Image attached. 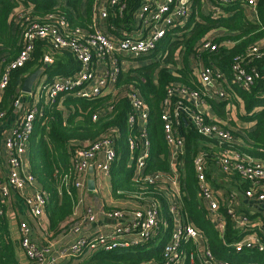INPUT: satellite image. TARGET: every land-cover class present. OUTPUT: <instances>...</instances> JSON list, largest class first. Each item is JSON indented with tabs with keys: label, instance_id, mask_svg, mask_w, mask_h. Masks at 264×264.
<instances>
[{
	"label": "trees",
	"instance_id": "1",
	"mask_svg": "<svg viewBox=\"0 0 264 264\" xmlns=\"http://www.w3.org/2000/svg\"><path fill=\"white\" fill-rule=\"evenodd\" d=\"M199 1L201 2V0L193 1L185 28L173 30L178 33L175 39L173 40L168 33L158 43L155 52L158 58L149 59L135 68L130 67L126 71H121L116 85H134L138 88L143 101L149 108L145 132L150 147L145 171L165 172L170 168V161L160 113L167 98V88L174 85L201 91L196 72L199 64L213 65L224 75L228 83L234 58L241 56L246 59L245 55L251 45H260V51L263 54L259 57L253 55L250 66L256 67L261 77L248 90L238 85H230V89L243 103L248 117L254 121L253 128L245 130L249 142L245 141L242 147L235 148L233 145H220L214 138L197 134L186 120L182 121L180 132L185 140V146L184 153L180 156L183 167L179 184L185 192V195L180 198L182 215L205 237L204 246L211 251L218 262L264 264V251H258L252 247H242L237 250L229 245L235 243L248 231L246 228H237L233 225L225 202L220 201L221 199H219V213L224 222L223 230L213 223L205 205L200 201L193 165L194 156L198 152H204L207 175L211 176L215 170H221L217 164V158L222 150L229 148L264 162V79L262 78L264 75L262 66L264 64V0H256L255 21H251L245 6L238 0L225 5L218 0H210L221 6L224 11L217 16H213L212 12L192 11ZM93 3L94 0H0V46L2 47L0 54L8 53L9 60L14 58L20 50L18 29L14 26L18 12L29 9L32 16H41L57 11L72 24L86 28L91 22ZM122 3L125 5L123 15L114 19L108 18V22L113 20L112 23L119 30L118 32L109 31L117 36L121 32H129L132 29V13L137 9L140 0H122ZM210 36L217 44L215 51L200 47L202 41ZM49 51H52L49 43L37 41L29 61L23 67L11 71L8 84L0 96V112H4V116L13 111L14 102L18 98L24 78L37 68L44 69L41 78L45 76V82L51 81L54 76H68L79 70L78 61L68 51H57L53 62L45 64L43 56ZM123 91L122 89L115 96L107 94L83 98L65 94L54 101L41 98L35 106L37 113L28 141L29 172L35 177L37 187L47 197L44 212L48 219V230L54 235L61 229H68L72 222L69 224L67 219L73 213L77 196V189L73 186L75 177L73 159L80 148L113 130L117 135L115 150L120 156V161L114 162L109 171L112 196L115 198L130 196L138 203L137 208L145 205L144 196L148 195L157 199L161 205L160 215L167 220V225L161 227L153 239L141 245L97 250L89 260L95 264H152L162 260L161 251L169 240L173 227L172 219L168 214L167 200L162 192L164 189L166 192H172V190L166 180L144 184L143 187L134 182V165L127 163L130 160L128 139L134 137L137 130L127 124L130 106ZM204 99L207 100L208 96ZM177 100H179L177 97L170 99V111ZM181 101L186 103L183 99ZM210 102L216 113L225 117L226 102L214 100ZM103 104L104 107H111L110 112L94 121L93 115ZM134 154H137V151H134ZM221 174L230 187L223 191L222 199L232 200L231 185L237 193L242 195L251 187V183L244 180L238 173L227 175L221 172ZM65 176L67 187L62 183ZM237 211L248 215L252 221L256 216L244 210L237 209ZM65 222L66 224L62 227L61 224ZM199 245L192 240H187L180 243L179 249L196 253L202 247ZM15 246L16 242L10 238L8 220L0 199V264H18ZM195 264L203 263L197 258Z\"/></svg>",
	"mask_w": 264,
	"mask_h": 264
},
{
	"label": "built area",
	"instance_id": "2",
	"mask_svg": "<svg viewBox=\"0 0 264 264\" xmlns=\"http://www.w3.org/2000/svg\"><path fill=\"white\" fill-rule=\"evenodd\" d=\"M193 1L140 0L137 9L132 13V29L129 32H121L118 36L109 30L119 31L112 23V19L123 15L125 5L122 0H94L91 22L86 28L72 24L57 11L41 16H32L29 9L20 11L17 13L14 25L18 29L20 50L14 58L9 60L7 59L8 53L0 54V96L8 84L11 71L23 67L29 61L37 41L49 43L52 51H68L79 63V70L76 73L68 76L58 75L49 83L36 86V89L41 87L39 95L46 101H54L60 95L65 94L83 98L107 94L115 96L123 89L130 106L127 124L137 130L135 136L128 139L130 162L134 165V182L143 187L144 184L166 180L172 190L165 194L162 192L167 200L168 214L172 219L173 227L169 240L162 248V260L152 264H195L197 258L203 264H236L230 261L218 262L211 251L204 246L205 237L182 215L180 198L185 195V192L179 184L183 167V160H180V156L184 153L185 140L181 135L180 125L186 120L197 134L214 138L220 145H233L234 134L231 128L207 117L202 108L205 102L204 97L210 96L208 94L210 91L214 93L216 99L228 101L231 92L230 85H238L245 90L250 89L261 77L260 71L250 66L253 55L259 57L263 54L260 51V45H251L245 55L246 59L241 56L234 58L228 83L224 75L213 65L199 64L196 72L201 91L174 85L167 88V98L160 113L170 161V168L165 172L145 171L150 147L145 132L149 108L143 101L138 88L134 85H116L121 71H126L130 67L135 68L149 59L158 58L155 54L158 43L168 33L174 40L178 33L173 30L185 28ZM218 1L225 5L236 0ZM238 1L245 7L255 10L256 0ZM201 2L207 5L206 11L212 12L213 16L224 13L221 6L210 0H201ZM110 17L112 21L108 22ZM105 22L108 25V32L104 29ZM200 47L215 51L217 44L210 36L202 41ZM43 62L51 64L53 58L49 54H44ZM262 66L264 68V64ZM262 78L264 79V75ZM215 86L219 87L212 91L211 88ZM172 97H177L179 100L170 111ZM182 99L186 103L181 101ZM110 110L111 107H104L103 104L92 119L95 121L100 116L108 114ZM36 113V107H30L18 118L10 134L3 138L2 145L7 160V182L4 185L0 182V199L8 195L9 187L16 191H23L24 205L33 218L43 215L47 201L44 192L37 187L35 177L31 173H25L22 167L23 157L27 155L29 136ZM3 116L4 112H0V118ZM116 140V133L110 130L77 151L73 159L75 173L73 186L77 191L85 186L84 178L91 162H94L95 177L98 178L99 184H103L102 181L110 177L111 165L120 159L115 150ZM134 151H137V154H134ZM204 158L205 153L198 152L193 158V165L200 201L205 205L213 223L223 230L224 222L219 213V199H221L220 201L225 202L233 225L251 231L229 245L237 250L242 247H252L258 251H264V224L259 225L258 222L249 219L248 215L238 213L236 204H233L235 192L231 194L233 197L231 201L227 198L222 199L224 192L213 188L212 176L207 175ZM217 159L222 173L225 172L227 175L238 173L244 180L251 183V187L244 192V198L264 201V162L239 153L233 148L222 150ZM62 183L67 187L66 176L62 179ZM144 199L146 203L140 208L104 211L106 216L120 221L108 235L80 237L68 247L60 249L55 257L51 256L52 244L39 245L33 241L31 227L24 221L19 223V246L28 264H55L58 259H65L84 252L141 245L153 239L160 228L167 225V220L160 215V202L148 195L144 196ZM79 201L81 202V199ZM96 218L97 212L90 206H85L84 214L79 222L81 224L93 223ZM79 229L78 224L70 227L73 232H78ZM187 240L200 244L202 246L200 251L193 253L179 249L180 243Z\"/></svg>",
	"mask_w": 264,
	"mask_h": 264
},
{
	"label": "crops",
	"instance_id": "3",
	"mask_svg": "<svg viewBox=\"0 0 264 264\" xmlns=\"http://www.w3.org/2000/svg\"><path fill=\"white\" fill-rule=\"evenodd\" d=\"M194 6L195 7H193L192 11H194L195 13L196 12L199 13L198 11L205 12L207 9V5L200 1L198 4L196 3ZM245 9L251 21H255L256 20L255 10L248 7H245ZM105 25H106L104 26L105 32H108L107 22H105ZM55 53L58 52L49 51L47 54H49L53 58ZM40 77L38 81L34 84L32 91L30 93H24L20 89V93L16 100L17 102L15 101L16 104L14 105L13 111L8 113L4 117L0 118V182L3 185L6 184L7 182V160H6L5 150L2 145V140L6 135L10 134L14 125L17 123L18 118L22 114H24V112L27 111L30 107L36 106V103L41 99V95H39L36 101V94H35L36 86L39 84L41 86L44 83H49L50 81L45 82V76H43L42 78ZM53 78L51 79V81L53 80ZM218 87L219 86H215L212 88L216 90ZM208 94L210 96H208V99L205 100L202 106L207 117L210 120H217L221 124L231 128L234 134V140H233L234 148L242 147L245 141L249 142L245 130L252 129L254 126V121L248 117V113H246L243 108V103L241 102L239 97H237L234 91L231 90L230 92L229 95L230 99L228 100L230 103H228L227 100L216 99L214 93L210 91H208ZM62 96L64 95H60L58 99L61 98ZM211 100H214L216 102H221V101L226 102L224 108L225 117L217 114L216 111L211 107V102H210ZM237 103H239V105H237ZM27 157H28V152L27 155L23 157L22 167L25 173H30ZM118 161H120V159ZM127 163L128 165H130L131 163L130 160ZM90 166L92 167V174L94 175V181H95L93 190H89L86 184L90 176V173L88 171ZM88 169H87V175L84 178L85 186L80 191H77L76 202L74 203L73 206V213L67 219V222H69V224L72 222L71 225L73 224L80 225V229L78 232L71 231L70 230L71 225H70L68 229L65 228L61 229L60 232L53 235V233L48 230V219L45 215V212L39 218L31 217L23 202L24 192L16 191L9 187L8 195L5 198H3L1 201L3 202L5 215L8 220L10 238L14 242H16L15 256L18 264H28V260L19 246V223L21 221H24L30 225L31 236L34 242H36L39 245H44L48 243L52 244L51 256L55 257L57 256L60 249L68 247L70 244L75 242L80 237L108 235L112 231L113 227L117 223L119 224L120 221L106 216V214H104L105 213L104 211H108L110 209H120L118 207H121V209L124 210L135 209L138 207V203L130 196H128L127 198L126 197L115 198L112 196L110 179H109L110 177L106 180H103L102 181L103 184L101 183L99 184L98 178L95 177L94 162L90 163ZM211 176H212V182H211L212 186L213 184H217V181H220L222 183L221 180L222 174L219 170H215L213 173H211ZM227 184H223V186H225L226 188H230L229 185ZM213 188L219 192L223 191L222 188H215L214 186ZM164 190L163 192L165 194L166 191ZM231 190L236 194L235 200L233 202V204L234 203L236 204V208L242 211L244 210L251 214H256V216L253 219V222H258L257 224L259 225L264 224V201L248 200L244 198V196L241 193H237L232 185H231ZM118 193L120 192L118 191ZM79 199H81V202L79 201ZM85 206H90L97 212V218L93 223L81 224L79 222L84 214ZM64 224H66V222L61 224V226L63 227ZM249 233H251V231H248L246 235ZM95 252L97 251L84 252L82 254L76 256H70L65 259H58L55 264H95L89 260L91 255Z\"/></svg>",
	"mask_w": 264,
	"mask_h": 264
},
{
	"label": "water",
	"instance_id": "4",
	"mask_svg": "<svg viewBox=\"0 0 264 264\" xmlns=\"http://www.w3.org/2000/svg\"><path fill=\"white\" fill-rule=\"evenodd\" d=\"M43 68H37L36 70H34L33 72H31L30 74H28L22 84H21V91L24 93H30L32 91V88L34 86V84L38 81L39 76L42 74L43 72ZM90 176L89 179L87 180L86 184H87V188L89 190H93L94 189V185H95V181H94V175L92 174V167L90 166L88 169Z\"/></svg>",
	"mask_w": 264,
	"mask_h": 264
},
{
	"label": "rangeland",
	"instance_id": "5",
	"mask_svg": "<svg viewBox=\"0 0 264 264\" xmlns=\"http://www.w3.org/2000/svg\"><path fill=\"white\" fill-rule=\"evenodd\" d=\"M64 1V0H63ZM213 36H215V35H213ZM159 52V51H158ZM158 55V54H157ZM40 77V76H39ZM41 78V77H40ZM211 90L212 91H215V89H213V88H211ZM41 91V87H38L37 89H36V92H35V94H36V101H37V99H38V97H39V92ZM221 180H222V183L223 184H226V181H225V178H224V176L223 177H221ZM220 181H217V184H213V186L215 187V188H222L223 189V191H226V190H228L225 186H223V184H222ZM118 208H120L121 209V207H118Z\"/></svg>",
	"mask_w": 264,
	"mask_h": 264
}]
</instances>
